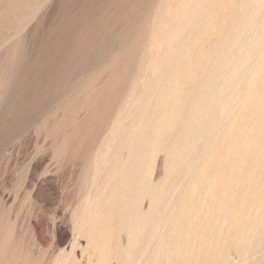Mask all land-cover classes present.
<instances>
[{"label": "rangeland", "instance_id": "374dc122", "mask_svg": "<svg viewBox=\"0 0 264 264\" xmlns=\"http://www.w3.org/2000/svg\"><path fill=\"white\" fill-rule=\"evenodd\" d=\"M192 1L0 0V264H264V3Z\"/></svg>", "mask_w": 264, "mask_h": 264}, {"label": "bare ground", "instance_id": "6f19581e", "mask_svg": "<svg viewBox=\"0 0 264 264\" xmlns=\"http://www.w3.org/2000/svg\"><path fill=\"white\" fill-rule=\"evenodd\" d=\"M169 1H170V0H169ZM174 1H175V0H174ZM191 1H192V0H191ZM199 1H200V0H199ZM228 1H229V0H228ZM242 1H243V0H241V2H242ZM248 1H249V0H248ZM251 1H253V0H251ZM251 1H250V2H251ZM256 1L259 2V4H258V3H255V4H258L257 6L260 5V6H259L260 8H259V7H257V8H258V9H261V10L263 11V9L261 8V5H262V3H264V0H256ZM192 2H193V1H192ZM194 2H196V1H194ZM208 2H209V1H208ZM245 2H247V1L245 0ZM253 2H254V1H253ZM172 3H173V2H172ZM185 3H186V2H185ZM203 3H204V1H203ZM212 3H213V1H212ZM227 3H228V2H226V5H227ZM248 3H249V2H248ZM187 4H188V3H187ZM193 4H195V3H193ZM199 4L202 5L201 3H198V7H200ZM207 4H208V3H207ZM242 4H243V2H242ZM245 4H246V5H245ZM252 4H253V3H252ZM189 5H190V4H189ZM189 5H186V4H185V8H186L187 10H189V8H187V7H189ZM191 5H192V4H191ZM226 5H225V7H226ZM230 5H231V2H230ZM244 5H245V7H246V6L248 7V4H247V3H244ZM244 5H243V6H244ZM263 5H264V4H263ZM169 6H170V5H169ZM192 6H193V5H192ZM240 6H241V5H240ZM252 6H254V5H252ZM167 7H168V6H167ZM201 7H202V6H201ZM228 7H229V6H228ZM234 7H235V6H234ZM263 7H264V6H263ZM229 8H232V6L229 7ZM242 8H244V7H242ZM257 8H256V9H257ZM183 9H184V7H183ZM251 9H252V8H251ZM253 9H254V8H253ZM256 9H255V10H256ZM184 10H185V9H184ZM208 10H209V9H208ZM239 10H240V9H239ZM247 10H248V9H247ZM185 11H186V10H185ZM185 11H184V12H185ZM229 11H231V9H230ZM241 11H243V10L241 9V10L239 11V13H240ZM245 11H246V8H245ZM252 11H253V10H252ZM257 11H258V10H257ZM187 12H188V11H187ZM187 12H185V13H187ZM190 12H191V11H190ZM231 12H232V11H231ZM246 12H247V11H246ZM170 13H171V12H170ZM201 13H202V11H201ZM205 13H206V12H205ZM211 13H212V11H211ZM216 13H217V11H216ZM229 13H230V12H229ZM236 13H237V12H236ZM242 13H244V12H242ZM251 13H252V12H251ZM251 13H250V15H251ZM255 13H256V11H255ZM227 14H228V11H227ZM240 14H241V13H240ZM253 14H254V13H253ZM256 14H257V13H256ZM256 14H255V15H256ZM260 14H261V11L259 10V14H257V16H259ZM262 14H263V13H262ZM181 15H182V14H181ZM194 15H195V14H194ZM224 15H225V14H224ZM247 15H248L247 17H249V12H247ZM255 15H253V16H254L255 18H257V16H255ZM184 16H185V15H184ZM190 16H191V15H190ZM190 16H189V17H190ZM199 16H200V15H199ZM218 16H219V15H218ZM227 16H228V15H227ZM229 17H230V16H229ZM237 17H238V16L236 15L235 18H237ZM244 17H245V15H244ZM254 17H252V18H254ZM182 18H183V17H182ZM198 18H199V17H198ZM218 18H219V17H218ZM227 18H228V17H227ZM231 18H234V14H233V17H231ZM235 18H234V19H235ZM179 19H180V18H179ZM184 19H186V18H184ZM195 19H196V18H195ZM195 19H194V20H195ZM206 19H207V18H206ZM206 19H205V20H206ZM212 19H213V18H212ZM212 19H211V20H212ZM219 19H221V17H220ZM237 19H238V18H237ZM239 19H240V18H239ZM243 19H244V18H243ZM243 19H241L240 21L242 22ZM247 19H249V18H247ZM175 20H176V19H175ZM175 20H173L172 23H173ZM187 20H188V19H187ZM198 20H199V19H198ZM211 20H210V21H211ZM224 20H225V19H224ZM232 20H233V19H232ZM261 20H262V18H261ZM263 20H264V18H263ZM181 21H182V20H181ZM200 21H201V20H200ZM230 21H231V20H230ZM238 21H239V20H237V22H238ZM240 21H239V23L241 24ZM243 21H245V20H243ZM247 21H248V20H247ZM255 21H256V20H255ZM164 22H165V21H164ZM178 22H180V21H178ZM184 22H187V21H184ZM227 22H228V21H227ZM231 22H232V21H231ZM237 22H236V23H237ZM256 22H257V21H256ZM182 23H183V22H182ZM194 23H195V24H194ZM196 23H197V22H192V24H194L195 26H196ZM212 23H213V22H212ZM236 23H235V24H236ZM244 23H245V22H243L242 24H244ZM246 23H247V22H246ZM246 23H245L244 25H246V26L248 27V25H247ZM173 24H174V23H173ZM173 24H172V26H173ZM185 24H186V23H185ZM231 24H232V23H231ZM240 24H238L239 27H241ZM262 24L264 25V23H262ZM159 25H161V24H159ZM169 25H170V24H169ZM175 25H176V24H175ZM180 25H181V24H180ZM180 25L178 24L179 27H180ZM194 25H192V26H194ZM203 25H204V24H203ZM208 25H209L208 28H210L211 25H213V24L210 25V23H209ZM215 25H216V24H215ZM225 25H226V24H225ZM238 25H237V26H238ZM257 25H258V24H257ZM192 26H191L190 28H192ZM249 26H250V24H249ZM252 26H253V24H252ZM254 26H255V24H254ZM254 26H253V28H254ZM258 26H260V25H258ZM167 27H168V28H171V27H169V26H167ZM226 27H227V26H226ZM242 27H243V26H242ZM247 27H246V28H247ZM260 27H261V26H260ZM262 27H264V26H262ZM162 28H163V27H162ZM165 28H166V27H165ZM165 28H164V29H165ZM212 28H213V27H212ZM212 28H211V30H212ZM228 28H229V26H228ZM258 28H259V27H258ZM179 29H180V31L182 30V28H177L176 30H175V29H174V30H175L176 32H177V31L179 32ZM186 29H187V28H186ZM193 29H194V28H193ZM218 29H219V28H218ZM220 29H221V28H220ZM229 29H230V28H229ZM237 29H239V28H237ZM251 29H252L251 27H248V30H251ZM254 29H255V28H254ZM260 29H262V28H260ZM166 30H167V29H166ZM187 30H188V29H187ZM213 30H214L215 32H216V31L218 32L217 28H216V30H215V28H213ZM221 30L224 32L223 28H222ZM226 30H227V29H226ZM245 30H246V29H244V32H245ZM248 30H246L247 34H248ZM190 31H191V30H190ZM238 31H240V29H239ZM261 31H262V30H261ZM263 31H264V30H263ZM173 32H174V31H173ZM176 32L173 33L174 36L178 33V32H177V33H176ZM183 32H184V31H183ZM217 32H216L215 34H217V35L220 34V35H221L220 32H219V34H218ZM225 32H226V31H225ZM210 33H211V32H210ZM235 33H237V30H236ZM249 33H250V32H249ZM162 34H163V33H162ZM211 34H212V33H211ZM213 34H214V33H213ZM215 34H214V35H215ZM237 34H238V33H237ZM241 34L243 35V30H242ZM241 34H238L237 36L239 37V35H240L239 38H241V36H242ZM208 35H209V34H208ZM244 35H245V33H244ZM249 35H250V34H249ZM174 36L172 35L171 38L173 37V39H174V38H175ZM237 36H236V37H237ZM263 36H264V35H263ZM263 36H261V39L264 38ZM210 37H212V36H210ZM220 37H221V36H220ZM234 37H235V36H234ZM247 37H248V36H247ZM158 38H159V37H158ZM171 38H170V40H171L170 43L172 44V41H173V40H172ZM188 38H189V37H188ZM197 38H198V37H197ZM216 38H217V37H216ZM239 38H238V39H239ZM250 38H251V37H250ZM166 39H167V38H166ZM181 39H182V38H181ZM195 39H196V38H193L192 41H193V42H199V39H197V41H196ZM244 39H246V37H245ZM156 40H157V39H156ZM158 40H159V39H158ZM170 40H169V41H170ZM177 40H179V39H177ZM215 40H216V39H215ZM217 40H218V39H217ZM217 40H216V41H217ZM225 40H226V39H225ZM236 40H237V38L235 39V42H236ZM247 40H248V38H247ZM251 40H252V39H251ZM259 40H260V39H259ZM179 41H180V40H179ZM216 41H215V42H216ZM222 41H223V43L225 44V42H227L228 40H227V41H224V39H223ZM222 41H220V43H221ZM231 41H233V40L230 39V41H228L226 44H228V43L230 42V45H231V43H232ZM237 41H239V40H237ZM240 41H242V40L240 39ZM249 41H250V40H249ZM187 42L189 43L188 40H187ZM193 42H191V43H193ZM233 42H234V41H233ZM235 42H234V43H235ZM242 42H245V41H242ZM242 42H240V44H242ZM250 42H251V41H250ZM258 42H259V41H258ZM184 43H185V42H184ZM188 43H187V44H188ZM191 43H190V44H191ZM218 43H219V42H216V44H214V45H217V46H218ZM220 43H219V44H220ZM234 43H233V44H234ZM246 43H247V41H246ZM246 43H245V44H246ZM259 43H260V42H259ZM161 44H162V43H161ZM190 44H189V45H190ZM226 44H225V46H226ZM237 44H238V43H237ZM237 44H235V47H236ZM261 44L263 45V42H262ZM261 44H260V45H261ZM151 45H152V44H151ZM163 45H164V42H163ZM167 45H168V43H167ZM174 45H176V44H174ZM174 45H172V46H174ZM194 45L197 46L195 43H194ZM194 45H190V46L193 47ZM251 45H252V43H251V44H248L247 47H249V46H251ZM169 46H171V45H169ZM169 46H168V48H169ZM178 46H179V45H178ZM178 46L176 45V46H174L173 48L178 47ZM220 46L222 47V46H224V45H220ZM227 46H228V45H227ZM232 46H233V45H232ZM252 46H254V45H252ZM218 47H219V46H218ZM221 47L218 48V49H217V47L214 48V49H213V48H211V49H213L214 51L217 49V54H218V50H220L219 53L221 54V53L223 52V51H221ZM229 47H230V46H228V48H227L226 51H228V52L230 51V52H231L232 49L230 50L231 47H230V48H229ZM237 47H238V45H237ZM245 47H246V45H245ZM263 47H264V46H263ZM198 48H199V45H198ZM207 48H208V47H207ZM207 48H206V49H207ZM233 48H234V46H233ZM188 49H191V48L188 47ZM188 49H187V51H188V54H189L190 51H189ZM194 49H196V48L194 47ZM209 49H210V47H209ZM223 49H224V47H223ZM223 49H222V50H223ZM237 49H238V48H237ZM254 49H255V48H254ZM175 50H176V49H175ZM196 50H197V49H196ZM203 50H204L203 47H201L200 50H197V51H198V52H199V51L201 52V51H203ZM242 50H243V49H242ZM248 50H249V49H248ZM248 50H247V54L243 55L244 57L246 56V58H248L247 55L250 54V53H249L250 50H249V51H248ZM91 51H92V50H91ZM173 51H174V50H173ZM173 51L171 50L172 54H174ZM191 51H194V52H195V50H191ZM197 51H196V52H197ZM175 52H176V51H175ZM194 52H193V53H194ZM196 52H195V53H196ZM200 52H199V56H200V54H203V52H201V53H200ZM205 52H206V50H205ZM207 52H208V50H207ZM209 52H210V53H205V55H206V54H207V55H208V54L210 55V54H211V51H209ZM228 52H227V54H228ZM180 53H181V52H180ZM215 53H216V51H215ZM248 53H249V54H248ZM256 53H257V52H256ZM256 53H255V54H256ZM170 54H171V53H170ZM188 54H187V55L185 54V56H187V59H188V56L191 55V53H190L189 55H188ZM220 54L217 55V58H218V56H220V58H221V57H222L221 55H224V57H225L224 52H223V54H221V55H220ZM232 54H234V53H232ZM241 54H242V53H241ZM211 55H212V54H211ZM213 55H214V52H213ZM213 55H212V56H213ZM262 55H263V54H262ZM167 56H168V55H167ZM215 56H216V55H215ZM226 56H227V55H226ZM229 56L232 57L233 55L230 54ZM236 56H237V55H236ZM241 56H242V55H241ZM241 56H240V57H241ZM263 56H264V55H263ZM263 56H262V57H263ZM169 57H170V56H169ZM176 57H177V56H176ZM190 57H191V56H190ZM190 57H189V60H188V61H190V59H191ZM206 57H207V56H206ZM244 57H241V58L244 59ZM257 57H258V56H257ZM172 58H173V57H172ZM202 58H203V56H202ZM202 58H201V59H202ZM217 58H215V59H217ZM220 58H218L219 61L221 60ZM225 58H226V57H225ZM225 58H222V59H225ZM229 58H230V57H229ZM241 58H238V59H241ZM263 58H264V57H263ZM263 58H262V59H263ZM204 59H205V57H204ZM204 59H203V60H204ZM208 59H209V58H208ZM232 59H233V58H232ZM238 59H236V60H238ZM168 60H170V58H168ZM206 60H207V59H206ZM230 60H231V59H230ZM192 61L195 62V60H193V59H192ZM197 61H198V59H197ZM209 61H211V60L209 59ZM214 61H215V60H214ZM214 61H213V62H212V61L209 62V65H208V66H212V65L214 64ZM219 61H218V62H219ZM224 61H225V60H224ZM228 61H229V60H228ZM241 61H242V59H241ZM163 62H164V61H163ZM190 62H191V61H190ZM190 62H189V64H190ZM198 62H199V61H198ZM201 62H202V60H201ZM201 62H200V63H201ZM203 62H205V60H204ZM203 62H202V63H203ZM207 62H208V61H206V63H207ZM225 62H227V61H225ZM229 62H230V61H229ZM229 62H228V63H229ZM236 62H237V61H236ZM260 62H261V61L259 60L258 63H260ZM170 63H171V61H170ZM176 63H177V62H176ZM180 63H181V67L184 66L183 64H186L185 62L183 63V60L180 61ZM182 63H183V64H182ZM202 63H201V65H205V63H204V64H202ZM211 63H213V64L211 65ZM228 63H227V64H228ZM231 63H232V61H231ZM231 63H230V64H231ZM240 63H246V62H240ZM248 63H249V62H248ZM250 63H251V62H250ZM250 63H249V64H250ZM173 64H174V63H173ZM192 64L194 65V63L191 62V65H192ZM215 64H218L217 61H216ZM234 64H235V63H234ZM249 64H248V65H249ZM251 64H252V63H251ZM251 64H250V65H251ZM193 65H192V67H193ZM218 65H219V64H218ZM218 65H216V66H218ZM223 65H224V67H225V64H223ZM228 65H229V64H228ZM242 65H246V64H242ZM242 65H240V66H242ZM257 65H258V64H257ZM260 65H263V66H264V63L262 64V62H261ZM177 66L179 67V65H177ZM186 66H187V64H186ZM229 66H230V65H229ZM254 66H255V65H254ZM263 66H262V68H263ZM187 67H188V66H187ZM206 67H207V66H206ZM218 67L221 68L220 66H218ZM218 67H217V68H218ZM237 67H238V66L234 65V67H232V68H234V69H235V68L238 69ZM244 67H245V66H244ZM256 67H258V66H255V68H256ZM170 68H172V67H170ZM182 68H183V67H182ZM184 68H186V67L184 66ZM208 68H209V67H208ZM246 68H247V66H246ZM246 68H245V70H246ZM253 68H254V67H253ZM193 69H195V66L193 67ZM197 69H198V67H197ZM203 69H205V71H207L205 67H203ZM210 69H211V68H210ZM210 69H209V70H210ZM212 69H213V68H212ZM225 69H227V68L225 67ZM236 69H235V70H236ZM241 69H242V68H241ZM249 69H250V68H249ZM147 70H148V69H147ZM159 70H160V69H159ZM177 70H178V69H177ZM209 70H208V71H209ZM216 70H217V69H215V73H216ZM247 70H248V69H247ZM251 70H252V69H251ZM254 70H255V69H254ZM254 70H253V71H254ZM259 70H260V69H259ZM162 71H163V70H162ZM162 71H161V72H162ZM212 71H213V70H212ZM212 71H211V72H212ZM238 71H239V70H238ZM242 71L244 72V70H242ZM242 71H241V72H242ZM253 71H252V72H253ZM174 72L177 73L178 71L175 70ZM174 72H173V73H174ZM186 72H187V71H186ZM241 72L239 73V76H240ZM245 72H246V71H245ZM245 72H244V73H245ZM252 72H251V74H252ZM175 73H174V74H175ZM179 73H180V72H179ZM188 73H190V72H187V73L185 74L186 76L184 75L185 78L188 77V76H191V78H192V75H187ZM202 73H203V72H202ZM207 73H208V72H206V74H207ZM215 73H213V74H215ZM262 73H263V72H261V74H262ZM177 74H178V73H177ZM183 74H184V73H183ZM208 74L210 75V73H208ZM208 74H207V77L209 78L211 75L209 76ZM216 74H217V73H216ZM218 74H219V73H218ZM218 74H217V75H218ZM227 74H228V72H227ZM236 74H237V73H236ZM242 74H243V73H242ZM249 74H250V72H249ZM251 74H250V75H251ZM261 74H260V75L258 74L259 77H261ZM217 75H214V76L217 77ZM229 75H230V74H229ZM139 76H140V75H139ZM165 76H166V75H165ZM182 76H183V75H182ZM184 76H183V78H184ZM225 76H227V75H225ZM225 76H224V77H225ZM244 76H245V75H244ZM244 76H243V77H244ZM143 77H144V76H143ZM220 77H221V76H220ZM246 77H247V75H246ZM262 77H263V76H262ZM185 78H184V79H185ZM191 78H190V79H191ZM211 78H212V76H211ZM213 78H214V77H213ZM218 78H219V75H218ZM226 78H227V77H226ZM231 78H232V77H231ZM247 78H249V77H247ZM138 79H139V78H138ZM173 79H175V78L173 77ZM186 79H187V78H186ZM193 79H194V78H192L191 80H186V81H189V83L191 84L190 81H193ZM196 79H198V78H196ZM199 79L202 80L201 77H200ZM216 79H217V78H216ZM263 79H264V78H263ZM175 80H177V79H175ZM175 80H174V81H175ZM214 80H215V79H214ZM232 80H233V81H236L235 78L231 79V81H232ZM247 80H248V79H247ZM251 80H252L251 83H253L252 85L254 86V85H255L254 82H256V81H253V79H251ZM260 80H261V79H260ZM144 81H145V80H144ZM159 81H160V80H159ZM172 81H173V80H172ZM174 81L171 82V80H170V82L172 83L171 86H172V85L175 86V85L173 84ZM183 81H184V80H182V82H181V81H179V82H181L183 85H185V84L188 85V84H189V83L187 84V82L183 83ZM194 81H195V79H194ZM205 81H206V80H205ZM225 81H226V80H225ZM240 81H241V80H240ZM240 81H239V82H240ZM243 81H244V80H243ZM175 82H176V81H175ZM177 82H178V81H177ZM196 82H197V81H196ZM196 82H193L192 85H193L194 83H196ZM203 82H204V81H203ZM206 82H207V81H206ZM206 82L203 83L204 85L201 84V88H200V89H202L201 91H203V89H205V88H206V89L208 88V90H210L209 88H210V86H211L212 84H211V85L209 84V87H206V86H205V85H207ZM229 82H230V81H229ZM259 82H260V81H259ZM155 83H156V82H155ZM199 83H200V82H198V84H196V85H197L196 88H197V90H199V92H200V89H198V85H200ZM207 83H208V82H207ZM214 83H215V82H214ZM247 83H249V82H247ZM73 84H74V83H73ZM160 84H161V83H160ZM166 84H167V83H166ZM215 84H216V83H215ZM158 85H159V84H158ZM169 85H170V83H169ZM194 85H195V84H194ZM194 85H193V86H194ZM196 85H195V86H196ZM218 85H219V84H218ZM151 86H152V85H151ZM171 86H170V88H171ZM190 86H191V85H190ZM190 86H186V87L189 88ZM203 86H204L205 88H204ZM216 86H217V85H216ZM228 86H229V85H228ZM244 86H245V85H244ZM262 86H263V84H262ZM199 87H200V86H199ZM263 87H264V86H263ZM168 88H169V87H168ZM177 88H178V87H177ZM190 88H191V87H190ZM190 88H189V89H190ZM192 88H194V87H192ZM211 88H212V87H211ZM219 88H220V87H219ZM226 88H227V87H226ZM246 88H247V87H246ZM251 88H252V86H251ZM259 88H260V87H259ZM160 89H161V88H160ZM172 89H173V88H171V90H169L168 93H170V91H171V93H172ZM194 89H195V88H194ZM263 89H264V88H263ZM263 89H262V90H263ZM154 90H155V89H154ZM197 90H196V91H197ZM208 90H207V91H208ZM219 90H220V89H219ZM227 90H228V89H227ZM229 90H230V89H229ZM257 90H258V88H257ZM260 90H261V89H260ZM260 90H259V91H260ZM177 91H179V90H177ZM177 91H176V92H177ZM205 91H206V90H205ZM207 91H206V92H207ZM213 91H214V87H213ZM213 91L210 90V92H212V96H213V95H216L215 91H214V94H213ZM224 91H226V90H224ZM244 91H246V90H245V87H244ZM253 91H254V90H253ZM253 91L250 90L249 95H251L250 93H251V92L253 93ZM199 92H197V95L199 94ZM218 92H219V91H218ZM227 92H229V91H227ZM227 92H225V93H227ZM230 92H232V91L230 90ZM254 92L258 93V91H254ZM261 92H262V91H261ZM171 93H170V95H171ZM201 93H202L203 95H205L204 92H201ZM201 93H200V95H201ZM208 93H209V92H207V94H208ZM220 93H221V92H220ZM235 93H237V92L235 91ZM244 93H245V92H244ZM184 94H185V93H184ZM194 94H195V93H194ZM233 94H234V93H233ZM203 95L200 97L201 99H202V97H204ZM208 95H211V94L209 93ZM217 95H218V94H217ZM231 95H232V94L230 93V96H231ZM235 95H236V94H235ZM259 95H262V93H260ZM263 95H264V94H263ZM263 95H262V97H263ZM142 96H143V95H142ZM153 96H154V95H153ZM198 96H199V95H198ZM224 96H225V95H224ZM224 96H223V97H224ZM239 96H240V95H239ZM241 96H242V94H241ZM228 97H229V96H228ZM228 97H226V100H228V99H227ZM244 97H245V96H244ZM196 98H199V97L196 96ZM211 98H212V97H211ZM211 98L209 99V96H208L207 99H206V97L203 98V99H204V101L209 102V104H210V102H211ZM213 98H214V97H213ZM220 98H221V97H220ZM229 98H231V97H229ZM241 98H242V97H241ZM245 98H246V97H245ZM260 98H261V96H260ZM208 99H209L210 101H208ZM214 99H216V97H215ZM218 99H219V98H218ZM224 99H225V98H224ZM243 99H244V98H243ZM197 100H198V99H197ZM197 100H196V103H197ZM212 100H213V99H212ZM219 100H220V99H219ZM226 100H225V101H226ZM238 100H239V99H238ZM131 101H132V100H131ZM198 101H200V103H201L202 100H198ZM204 101H203V103H201V104H204ZM230 101H231V100H230ZM259 101H260V99H259ZM214 102H215V100H214L213 102H211V104L213 103V105H214ZM218 102H221V101H218ZM198 103H199V102H198ZM198 103H197L196 105H198V106H199V109H200V107H202L203 105L201 106L200 103H199V104H198ZM194 104H195V103H194ZM194 104H193V105H194ZM218 104H219V103H218ZM223 104H224V103H223ZM158 105H159V104H158ZM206 105H207V103H206ZM224 105H225V104H224ZM224 105H223V106H224ZM257 105H258V104H257ZM221 106H222V105H221ZM223 106H222V107H223ZM219 107H220V106H219ZM193 108L196 109V108H198V107H197V106H196V107L193 106ZM203 108H204V107H203ZM213 109H214V108H213ZM218 109H219V108H218ZM151 110H152V109H151ZM201 110H202V109H201ZM214 110H215V109H214ZM213 112H214V111H213ZM216 112H217V111H216ZM236 112H237V110H236ZM233 114H234V113H233ZM233 114H232V115H233ZM192 115H193V114H192ZM216 115H217V114H216ZM159 116H160V115H159ZM239 116H240V115H239ZM244 116H245V115H244ZM214 117H215V116H214ZM224 117H225V116H224ZM258 117H259V116H258ZM212 118H213V115H212ZM215 118H216V117H215ZM236 118H237V117H236ZM236 118H235V119H236ZM250 118H252V117H250ZM197 119H198V118H197ZM231 119H232V118H231ZM248 120L250 121L251 119H248ZM141 121H142V120H141ZM190 121H191L192 124L197 123L196 120H195V121L190 120ZM192 121H193V122H192ZM199 121H200V119H199ZM199 121H198V122H199ZM210 121H211V120H210ZM240 121H241V119H240ZM249 121H247V123L252 125V124H253V123H252L253 120H252L250 123H249ZM261 121H262V119H261ZM263 121H264V120H263ZM263 121H262V122H263ZM184 122H185V121H184ZM194 122H195V123H194ZM216 122H217V121H216ZM235 122H236V120H235ZM138 123H139V122H138ZM210 123H211V122H210ZM230 123H231V122H230ZM238 123H239V122H238ZM184 124H185V123H184ZM186 124H188V123H186ZM186 124H185V129H186V128L188 129L189 126H187ZM192 124H189V125H192ZM232 124H233V123H232ZM196 125H197V124H195V125H193V126H196ZM251 125H250V129L253 127V126H251ZM228 126H229V125H228ZM190 127H191V126H190ZM199 127H200V126H199ZM231 128H232V127H231ZM192 129H193V128H192ZM245 129H246V128L244 127V129H242V130H245ZM132 131H133V130H132ZM188 131L190 132V129H189ZM188 131L186 130L187 133H189ZM198 131H199V130H198ZM225 131H226V130H225ZM133 132H134V131H133ZM209 132H210V131H209ZM241 132H242V131H240V134H239V135H242V136H243V134H245V133L242 132L243 134H241ZM246 133H247V132H246ZM259 133H260V132H259ZM130 135H131V134H130ZM135 135H136V133H135ZM179 135H180V133H179ZM207 135H208V133H207ZM234 135H235V134H234ZM235 136H236V135H235ZM259 136H260V135H259ZM134 137H135V136H134ZM134 137H133V138H134ZM191 137H192V136H191ZM133 138H132V139H133ZM238 138H240V136H238ZM208 139H209V138H208ZM260 139H261V138H260ZM214 140H215V138H214L212 141H214ZM187 141H188V140H187ZM210 141H211V140H210ZM212 141H211V142H212ZM240 141H241V139H240ZM260 141H261V140H260ZM214 142H215V141H214ZM219 142H220V141H219ZM219 142H218V143H219ZM258 142H259V141H258ZM240 144H241V143H240ZM263 144H264V143H263ZM216 145H217V144H216ZM248 145H249V143H248ZM191 147H192V146H191ZM210 147H211V146H210ZM216 147H217V146H216ZM255 148H256V147H255ZM255 148H254V149H253V148L251 149L252 152L255 151ZM258 148H259V147H258ZM261 148H262V147H261ZM192 150H193V149H192ZM202 150H203V149H202ZM213 151H214V150H213ZM224 151H225V150H224ZM257 151H258V150H257ZM215 152H216V151H215ZM248 152H249V150H248ZM131 153H132V152H131ZM204 153H205V150H204ZM250 153H251V152H250ZM256 153H258V152H256ZM207 154H208V153H207ZM218 154H219V153H218ZM251 154H252V153H251ZM251 154H250V155H251ZM254 154H255V152H254ZM254 154L251 155V157H252L251 159H253V157L256 156V155H254ZM105 155H106V154H105ZM212 155H214V153H212ZM212 155H211V157H212V160L214 161V158H215V157L213 158ZM230 155H231V154H230ZM253 155H254V156H253ZM216 156H217V155H216ZM203 157H204V155H203ZM203 157H202V158H203ZM219 157H220V156H219ZM199 158H200V157H199ZM254 158H255V157H254ZM259 158H260V157H259ZM259 158L257 157V159L255 158V160H258ZM242 159H243V158H242ZM199 160H200V159H199ZM212 160H210V162H213ZM237 160H238V159H237ZM247 160H248V159H247ZM114 161H115V160H114ZM188 161H189V160H188ZM258 161H260V164H261L262 157H261V160H258ZM236 162H238V161H236ZM254 162L257 163L256 161H254ZM130 163H131V162H130ZM221 163H222V162H221ZM224 163H225V162H224ZM258 163H259V162H258ZM258 163H257V164H258ZM123 164H124V163H123ZM251 164H252V163H251ZM257 164H255V165H257ZM207 165H208V164H206V167H207ZM211 165H212V164H211ZM255 165H254V166H255ZM263 165H264V163H263ZM193 166H194V165H193ZM250 166H251V165H250ZM252 166H253V165H252ZM254 166H253V167H254ZM258 166H259V165H258ZM209 167L211 168V166H209ZM204 168H205V167H204ZM252 169H253V168H252ZM206 170H207V168H206ZM257 170H259V169H257ZM95 171H96V170H95ZM262 171H263V170H262ZM123 172H124V171H123ZM244 172H245V171H244ZM251 172H252V171H251ZM224 173H225V172H224ZM246 173H247V172H246ZM121 174H122V173H121ZM139 174H140V173H139ZM249 174H250V173H249ZM255 174H256V173H255ZM213 175H215V174H213ZM243 175H244V174H243ZM247 176H248V175H247ZM255 177H256V176H255ZM108 178H109V177H108ZM250 179H251V178H250ZM253 179H254V178H253ZM259 179H261V178H259ZM246 180H247V179H246ZM261 181H262V179H261ZM148 182H149V181H148ZM259 182H260V181H259ZM151 183H152V182H151ZM261 183H263V182H261ZM120 185H121V182H120ZM262 185H263V184H262ZM97 186H98V185H97ZM118 187H119V186H118ZM247 187H248V186H247ZM104 188H105V187H104ZM263 189H264V188H263ZM194 191H195V190H194ZM222 191H223V190H222ZM256 191H257V190H256ZM258 191H259V189H258ZM102 192H103V191H101V193H102ZM200 192H202V191H200ZM228 192H231V191H227L226 194H230V193H228ZM197 193H198V192H197ZM91 194H92V193H91ZM223 194H224V192H223ZM223 194H222V195H223ZM247 194H249V193L247 192ZM224 195H225V194H224ZM224 195L222 196V197H223V200L227 199V198H224ZM245 195H246V194H245ZM255 195H256V194H255ZM255 195H254V196H255ZM258 195H259V194H258ZM261 195H262V194H261ZM116 196H117V195H116ZM233 196H234V195H233ZM233 196H232L231 198H233ZM247 196H248V195H247ZM254 196H253V197H254ZM158 197H159V196H158ZM222 197H221V200H222ZM225 197H228V195H225ZM89 198H90V197H89ZM195 198H196V197H195ZM231 198H230V199L228 198V199L231 200ZM244 198H245V197H244ZM261 198H262V197H261ZM97 199H98V198H97ZM158 199H159V198H158ZM262 199H263V198H262ZM262 199H261V200H262ZM87 200H88V199H87ZM98 200H99V199H98ZM223 200H222V202L225 203L226 200H225V201H223ZM229 200H227V201H229ZM91 201H92V200H91ZM227 201H226V203H227ZM97 202H98V201H97ZM170 202H171V201H170ZM262 202H263V200H262ZM87 203H88V202H87ZM87 203H86V206H87ZM108 203H109V202H108ZM215 204H216V202H215ZM226 206H227V205H226ZM87 207H88V206H87ZM153 207H154V206H153ZM84 209H85V208H84ZM86 209H87V208H86ZM90 209H91V208H90ZM155 209H156V208H155ZM87 210H89V209H87ZM87 210H85V211H87ZM173 210H174V209H173ZM94 211H95V210H94ZM96 211H99V209H97ZM187 211H188V210H187ZM88 212H90V211H88ZM149 212H150V211H149ZM166 212H167V211H166ZM90 213H91V212H90ZM90 213H89L88 215H90ZM83 214H84V213H83ZM96 214H97V212H96ZM145 214H146V213H145ZM183 214H184V213H183ZM85 215H86V214H85ZM91 215H92V214H91ZM251 215H252V214H251ZM256 215H257V214H256ZM94 216H95V215H94ZM130 216H131V215H130ZM224 216H225V215H224ZM263 216H264V215H263ZM89 217H90V216H88V218H89ZM134 217H135V216H134ZM259 217H260V216H259ZM81 218H82V217H81ZM141 218L143 219L144 217H141ZM141 218H140V219H141ZM260 218L263 219V217H260ZM128 219H129V218H128ZM144 219H145V218H144ZM256 219H257V218H256ZM256 219H255V220H256ZM78 220H79V219H78ZM169 220H170V219H169ZM223 220H224V219H223ZM232 220H233V219H232ZM238 220H239V219H238ZM81 221H82V219H81ZM81 221H80V222H81ZM86 221H87V220H86ZM86 221H85V222H86ZM92 221H93V220H92ZM144 221H145V220H144ZM173 221H174V220H173ZM247 221H248V220H247ZM249 221H250V220H249ZM249 221H248V222H249ZM83 222H84V221H83ZM83 222H82V223H83ZM85 222H84V223H85ZM140 222H141V220H140ZM140 222H139V223H140ZM242 223H243V222H242ZM137 224H138V222H137ZM143 224H144V223H143ZM171 224H172V223H171ZM173 224H174V223H173ZM262 224H264V223H262ZM90 225H91V224H90ZM139 225H140V224L137 225V228L139 227ZM246 225H247V224H246ZM249 225H250V224H249ZM253 225H254V224H253ZM255 225H256V224H255ZM255 225H254V226H255ZM75 226H76V225H75ZM132 226H133V224H132ZM144 226H145V225H143V226L141 225V227H139V228H143ZM237 226H238V225H237ZM247 226H248V225H247ZM77 227H78V226H77ZM79 227H80V226H79ZM126 227H127V226H126ZM81 228H82V227H81ZM89 228H90V227H89ZM139 228H138V229H139ZM244 228H245V227H244ZM246 228H247V227H246ZM251 228H252V227H251ZM79 229H80V228H79ZM157 229H158V228H157ZM141 230H142V229H141ZM158 230H159V229H158ZM243 230H244V229H243ZM247 230H248V229H247ZM255 230H256V229H255ZM252 231H253V230H252ZM254 232H255V231H254ZM97 233H98V232H97ZM97 233H96V234H97ZM137 233H138V232H137ZM153 234H154V233H153ZM234 234H235V233H234ZM241 234H242V233H241ZM243 234H244V233H243ZM119 236H120V235H119ZM154 237H156V236H154ZM239 237H240V236H239ZM151 238H152V237H151ZM242 238H243V237H242ZM242 238H241V239H242ZM244 238H245V235H244ZM77 240H78V239H77ZM77 240H76V241H77ZM101 240H102V239H101ZM74 242H75V241H74ZM74 242H73V243H74ZM120 242H121V241H120ZM130 245H131V244H130ZM134 246H135V245H134ZM130 247H133V246H130ZM149 247H150V245H149ZM128 248H129V247H128ZM146 248H147V247H146ZM72 249H73V248H72ZM147 249H148V248H147ZM72 251H73V250H72ZM127 251H128V250L126 249V254L128 253ZM161 251H162V250H161ZM161 251H160V252H161ZM130 253H131V251H130ZM130 253H129V254H130ZM71 254H72V253H71ZM144 254H145V253H144ZM62 255H63V253H62ZM62 255H61L59 258H60V260H62V262H63L64 259H63V258L61 259V257L65 256V255H63V256H62ZM116 256H117V255H116ZM142 256H143V255H142ZM66 257H67V256H65V258H66ZM68 257H69V256H68ZM124 257H125V256H124ZM143 257H144V256H143ZM129 258H130V256H129ZM124 259H125V258H124ZM142 259H143V258H142ZM60 260H59V261H60ZM161 260H162V259H161ZM72 261H73V260H72ZM60 262H61V261H60ZM62 262H61L60 264H62ZM65 262H66V259H65ZM65 262H63V263H65ZM125 262L128 263L127 261H125ZM125 262H123V263H125ZM57 263H58V262H57ZM107 263H108V262H107ZM66 264H67V263H66ZM73 264H74V263H73ZM95 264H96V263H95ZM97 264H98V263H97ZM102 264H103V263H102ZM104 264H106V263H104ZM152 264H153V262H152Z\"/></svg>", "mask_w": 264, "mask_h": 264}]
</instances>
